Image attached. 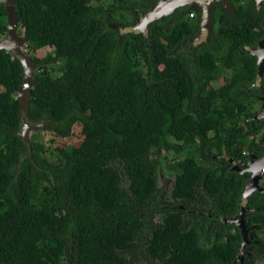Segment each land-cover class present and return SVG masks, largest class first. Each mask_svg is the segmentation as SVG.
Masks as SVG:
<instances>
[{"label":"trees","instance_id":"trees-1","mask_svg":"<svg viewBox=\"0 0 264 264\" xmlns=\"http://www.w3.org/2000/svg\"><path fill=\"white\" fill-rule=\"evenodd\" d=\"M98 1L14 0L28 55L51 49L30 55L25 121L61 137L78 125L81 139L46 149L18 135L23 68L0 48V264L264 261V191L245 203L241 259L240 229L219 219L239 213L249 179L229 159L245 167L264 152V117H255L264 79L254 83L255 56L242 48L258 37L248 26L255 13L219 11L216 35L193 47L200 24L185 18L189 5L143 35L121 27L157 0ZM6 23L0 1V33ZM131 54L145 71L129 82ZM162 159L174 171L168 201Z\"/></svg>","mask_w":264,"mask_h":264},{"label":"water","instance_id":"water-1","mask_svg":"<svg viewBox=\"0 0 264 264\" xmlns=\"http://www.w3.org/2000/svg\"><path fill=\"white\" fill-rule=\"evenodd\" d=\"M0 1L3 3L7 13V23H6L7 30L4 33L3 38L0 40V48L9 51L13 57H16L20 61L23 68V83L21 89L17 92L15 98L19 100V104L21 107L20 119L22 121V128L18 131V135L23 139H26L25 133L26 130L29 128V125L25 121V111L29 97V88L31 86L32 81H35L34 79H31L33 70L35 68V64L32 63L31 56L28 55L22 49L23 45H25V42L24 39L20 37L17 33L18 18L16 15L14 0H0ZM161 4L163 5L167 4V5L164 9H160ZM184 4H188L191 9H194L193 0H157V2L155 3L152 9H150L145 14H141L138 17L137 23L131 26L121 27L120 32L121 33L125 31L140 32L143 35H145L148 23L151 20L160 18L163 15L172 12L177 6ZM209 11H210V6L208 5V3H206L204 5V11L202 14V22H201L202 31L198 38H204V36H206L207 34V29L210 22ZM138 27H140L141 29H139ZM251 52L257 53L255 49L251 50ZM258 63H259V69L257 72V78H259V75L262 71L261 66H263L264 63V54H258ZM255 117L256 118L264 117L263 105L260 107V109L255 110ZM40 124L44 125V121L39 122V125ZM229 160L231 161L230 169L236 170L239 173L249 172V176H250L243 186V190L240 198L241 207L239 213L232 218L219 217V219L222 220L223 222H227V221L232 222L235 224L236 227L240 229L242 235V241L240 243V247L237 253H238V258L241 259L242 256L241 253L243 251V248L245 244L248 242L247 227L244 223V216H243L244 210L246 208L245 203L247 201L249 194H251L254 190H258V191L264 190L263 187L258 185V180L260 178V169L264 167V152L260 156L250 154V159L244 168H241L233 159L230 158Z\"/></svg>","mask_w":264,"mask_h":264},{"label":"flooded vegetation","instance_id":"flooded-vegetation-1","mask_svg":"<svg viewBox=\"0 0 264 264\" xmlns=\"http://www.w3.org/2000/svg\"><path fill=\"white\" fill-rule=\"evenodd\" d=\"M193 3H194V9H191L189 7L191 9V12H188L185 17L188 20H194L199 22L200 24L199 32L195 36H193V38H191L193 47H196L202 41H206L209 38V36L216 35V30H218L219 22L216 17L215 18L213 17V15L218 13L219 11L228 12L233 15L234 9L237 8L238 6H242L245 9L247 7H250L251 11L255 13V20H253L251 23H248V26L250 25V28L256 31L258 37L254 45L245 44L242 46V48L250 55L255 56L256 72H255L254 83L259 85L261 80L264 79V63L263 66H261L262 71L259 75V78H257V72L259 69L258 54H264V0H193ZM206 3H208V5L210 6V11H209L210 22L206 36H204V38H198L202 31V27H201L202 14L204 11V5ZM184 5H188V4H184ZM253 49H255L257 53H252L251 50ZM218 79H220L222 82L223 76H220ZM258 100L259 102H257V104H260L261 106V104L264 102V97H258ZM262 105L264 107V104ZM260 176L264 177V171L261 172V169H260ZM261 185H262L261 187L264 188V182ZM254 191H258V190H254Z\"/></svg>","mask_w":264,"mask_h":264},{"label":"rangeland","instance_id":"rangeland-1","mask_svg":"<svg viewBox=\"0 0 264 264\" xmlns=\"http://www.w3.org/2000/svg\"><path fill=\"white\" fill-rule=\"evenodd\" d=\"M112 1L113 0H99L96 3L102 5L103 7H108ZM138 28L141 29L140 27H138ZM17 32H18V34L22 35V28L19 27ZM3 36H4V33H0V40L3 38ZM22 49L27 53L25 45H23ZM47 52H51V49L48 47H43V48L37 49L33 53H29V55L42 56L43 54H45ZM131 60H132L131 66L129 67V69H127L126 71L123 72V76L126 79H128L129 82H132L131 81V78H132L131 75H132V72L135 71V69L145 71V65H144V62L141 58H139L138 56H136L134 54H131ZM219 82H221L220 79H218L215 84H218ZM262 104H264V102ZM262 104H261V106H262ZM259 106H260V104H257V105H255V108L258 110L261 107V106L260 107ZM25 137H27V138L29 137L35 141L42 142L46 149H52L54 147L65 145V144L78 143L81 139L78 125H75L73 127L71 135H69L67 137H61V136L55 134L53 131L45 128V126L36 125V126H34V128L29 127L26 130ZM173 175H174V171L172 169H170L167 166L166 161L164 159H162L158 165V168H157V183L159 186L160 185L165 186V190L163 191V199L166 201L170 200L169 195H170V189H171V185H172V181H173ZM260 177L261 178H260L258 183L260 186H262L261 184L264 182V177L263 176H260ZM154 220L159 221L160 216L156 215ZM208 242L209 241H207V240H201V244L203 246H207ZM257 264H264V261H259Z\"/></svg>","mask_w":264,"mask_h":264},{"label":"bare ground","instance_id":"bare-ground-1","mask_svg":"<svg viewBox=\"0 0 264 264\" xmlns=\"http://www.w3.org/2000/svg\"><path fill=\"white\" fill-rule=\"evenodd\" d=\"M166 5H167V4H165V5L161 4L160 9H164V8L166 7ZM141 24H142V22H141ZM140 26H141V25H140Z\"/></svg>","mask_w":264,"mask_h":264},{"label":"built area","instance_id":"built-area-1","mask_svg":"<svg viewBox=\"0 0 264 264\" xmlns=\"http://www.w3.org/2000/svg\"><path fill=\"white\" fill-rule=\"evenodd\" d=\"M264 171V167L263 168H261V172H263Z\"/></svg>","mask_w":264,"mask_h":264}]
</instances>
